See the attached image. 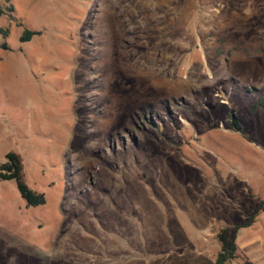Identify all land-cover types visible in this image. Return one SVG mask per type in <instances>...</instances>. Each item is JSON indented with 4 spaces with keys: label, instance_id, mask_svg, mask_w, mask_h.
<instances>
[{
    "label": "rangeland",
    "instance_id": "374dc122",
    "mask_svg": "<svg viewBox=\"0 0 264 264\" xmlns=\"http://www.w3.org/2000/svg\"><path fill=\"white\" fill-rule=\"evenodd\" d=\"M0 3V163L46 196L0 180V264H214L264 199V0Z\"/></svg>",
    "mask_w": 264,
    "mask_h": 264
},
{
    "label": "trees",
    "instance_id": "16d2710c",
    "mask_svg": "<svg viewBox=\"0 0 264 264\" xmlns=\"http://www.w3.org/2000/svg\"><path fill=\"white\" fill-rule=\"evenodd\" d=\"M8 2L10 0H7ZM14 10L12 4L3 6L0 3V17L6 12ZM1 30V28H0ZM36 31L31 29H24L20 39L21 41L29 40ZM259 105L264 107V95L259 99ZM0 180H15L17 188L25 200L27 206H37L46 203V196L44 192H38L31 188L24 179L23 165L20 155L14 151H9L6 154V160L0 163ZM264 210V199L261 200L259 206L250 215L249 219L245 222L236 223L231 229L223 227L217 234L220 242V250L216 256L214 264H226L227 261L234 259L237 256L238 244L236 241L238 231L252 225L257 216Z\"/></svg>",
    "mask_w": 264,
    "mask_h": 264
}]
</instances>
